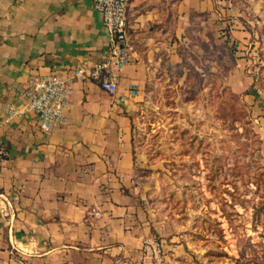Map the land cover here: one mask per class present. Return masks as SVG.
Segmentation results:
<instances>
[{"label":"crops","instance_id":"1","mask_svg":"<svg viewBox=\"0 0 264 264\" xmlns=\"http://www.w3.org/2000/svg\"><path fill=\"white\" fill-rule=\"evenodd\" d=\"M238 2L130 0L132 54L116 91L76 82L65 123L43 131L33 111L4 122L8 106L39 74L100 60L108 32L92 0H0V264H152L141 250L152 229L133 196L132 113L186 48L201 51L194 33L212 47L226 23L244 40Z\"/></svg>","mask_w":264,"mask_h":264},{"label":"rangeland","instance_id":"2","mask_svg":"<svg viewBox=\"0 0 264 264\" xmlns=\"http://www.w3.org/2000/svg\"><path fill=\"white\" fill-rule=\"evenodd\" d=\"M257 5L238 2L244 40L226 23L212 47L194 33L201 51L186 48L132 113L133 196L166 264H264V0Z\"/></svg>","mask_w":264,"mask_h":264},{"label":"built area","instance_id":"3","mask_svg":"<svg viewBox=\"0 0 264 264\" xmlns=\"http://www.w3.org/2000/svg\"><path fill=\"white\" fill-rule=\"evenodd\" d=\"M130 0H92V8L102 17L109 40L103 57L93 65L75 64L36 76L21 95L22 103H11L3 121L9 122L27 111L37 115V125L43 131L65 123L70 106V95L78 81L94 80L100 88L110 93L116 91L120 73L130 61L131 40L128 34L127 11ZM135 94V90H130ZM9 154L0 144V162L8 160ZM152 264H166L162 244L155 238H147L141 246Z\"/></svg>","mask_w":264,"mask_h":264}]
</instances>
